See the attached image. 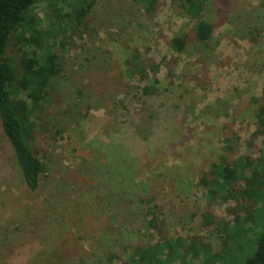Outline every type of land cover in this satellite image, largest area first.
<instances>
[{
  "label": "rangeland",
  "instance_id": "1",
  "mask_svg": "<svg viewBox=\"0 0 264 264\" xmlns=\"http://www.w3.org/2000/svg\"><path fill=\"white\" fill-rule=\"evenodd\" d=\"M71 1L33 9L34 32L58 56L34 117L45 166L36 190L0 121V264H144L139 251L157 245L154 264H244L264 206L216 195L223 221L207 228L211 191L201 179L213 164L264 160V0H202L199 18L214 26L207 42L179 0H153L150 10L93 0L80 25ZM52 6L62 12L55 23ZM33 52L14 38L7 57ZM134 53L148 77L128 71Z\"/></svg>",
  "mask_w": 264,
  "mask_h": 264
},
{
  "label": "trees",
  "instance_id": "2",
  "mask_svg": "<svg viewBox=\"0 0 264 264\" xmlns=\"http://www.w3.org/2000/svg\"><path fill=\"white\" fill-rule=\"evenodd\" d=\"M40 0H0V121L4 134L10 141L18 166L23 174L27 186L36 190L45 166L36 154L34 141L36 140L37 123L36 110L48 96L50 82L56 76L58 56L52 50L44 47V39L37 35L35 27L37 18L33 9ZM187 15L199 18L203 10L202 0H179ZM147 5L148 10L153 0H140ZM93 0H72L69 4L68 16L74 24L85 22L93 6ZM54 14V23L62 19V12L51 7ZM55 9V10H54ZM52 22V26H54ZM60 21L58 25L62 26ZM53 32L54 28L49 29ZM195 38L207 42L214 33V26L199 18L193 28ZM19 43L35 48V52L19 58V61L7 57V51L12 39ZM48 39V38H47ZM172 40V45L183 50L184 45ZM128 71L139 74L141 78L148 77V68L140 55L132 54L127 61ZM154 89V87H152ZM151 87L145 92L150 93ZM22 94V97H20ZM264 116V107L259 108L258 117ZM210 178L201 179L202 184L209 189V205L203 213L205 227L222 224L223 219L216 216L212 210V201L216 195L224 200L234 199L238 203L256 204L264 206V160H252L250 157L239 158L233 161H223L213 164ZM260 206V207H261ZM253 213L249 209V215ZM239 217L236 216V219ZM260 235L256 248L244 264H264V220L259 223ZM157 246L139 251V262L154 264L159 261L156 254L161 251ZM163 249L168 248L165 243ZM160 247V248H161ZM169 253L174 247L169 246ZM172 254V253H171Z\"/></svg>",
  "mask_w": 264,
  "mask_h": 264
}]
</instances>
